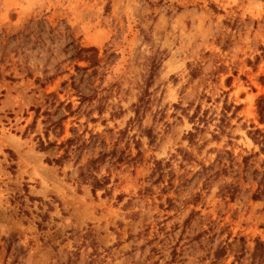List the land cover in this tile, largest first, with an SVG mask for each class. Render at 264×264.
Listing matches in <instances>:
<instances>
[{
    "label": "rangeland",
    "instance_id": "1",
    "mask_svg": "<svg viewBox=\"0 0 264 264\" xmlns=\"http://www.w3.org/2000/svg\"><path fill=\"white\" fill-rule=\"evenodd\" d=\"M0 73V264H264V0H0Z\"/></svg>",
    "mask_w": 264,
    "mask_h": 264
},
{
    "label": "trees",
    "instance_id": "2",
    "mask_svg": "<svg viewBox=\"0 0 264 264\" xmlns=\"http://www.w3.org/2000/svg\"><path fill=\"white\" fill-rule=\"evenodd\" d=\"M6 37L8 38L9 36ZM1 75L2 74L0 73V77ZM4 78L14 80L12 76H4ZM37 79L40 80V78ZM141 104H142V99H140L139 102L134 106L135 114L137 118H139L138 114L141 108ZM43 113L47 115L46 119L43 120V123H47V126H45L44 128L45 139L38 137L37 148L41 151H45L52 147H56L58 148V150H61L62 153L58 157L47 159V162L49 163L53 162L55 164L62 165L64 160L68 159L71 153L83 149L85 146L88 145V143L86 139H83L80 134H76V133H74L70 137H67L63 141H60L59 143H57L56 141L49 140L48 130L50 129V127L57 125L58 120H53L50 117V113L48 111H44ZM142 133L149 139L150 143L154 141L155 135L153 134L151 128H143ZM90 138L97 139L98 135L91 134ZM114 155L116 156V149H112L110 151L100 150L95 156H91L87 158V160L83 164L77 166L76 179L80 182L89 184L93 195H95L98 190H104V191L107 190V185L109 183V176L101 175L100 169L102 164L105 162V160L108 157H114ZM115 159H116L115 161L119 162L122 160V157L117 156ZM252 257L258 260L259 262H264L263 243L259 239H256L255 241Z\"/></svg>",
    "mask_w": 264,
    "mask_h": 264
}]
</instances>
